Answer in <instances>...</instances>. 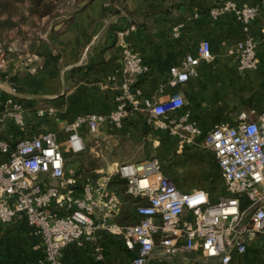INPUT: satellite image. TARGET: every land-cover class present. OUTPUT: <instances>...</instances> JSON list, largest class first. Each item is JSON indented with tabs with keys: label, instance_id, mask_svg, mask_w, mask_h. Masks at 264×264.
Here are the masks:
<instances>
[{
	"label": "crops",
	"instance_id": "crops-1",
	"mask_svg": "<svg viewBox=\"0 0 264 264\" xmlns=\"http://www.w3.org/2000/svg\"><path fill=\"white\" fill-rule=\"evenodd\" d=\"M222 1L76 0V6L65 13L33 17L32 22L5 30L3 43L18 37L14 35L18 30L23 46L41 55V61L37 72L29 74L13 71L16 58L12 57L2 87H16L24 124L3 117V137L14 146L22 137L50 131L63 141V126L77 115L111 111L125 77V48L146 67L135 76L140 97L162 102L174 91L168 83L170 67L180 66L185 55L195 54L206 40L213 58L201 61L196 74L179 85L183 98L179 108L153 117L129 107L121 128L105 122L95 134L81 126L85 149L78 155L65 153V171L71 176L82 172L98 176L113 173L123 162L156 158L180 191L201 189L211 202L226 195L214 152L203 145V137L185 142L157 125L159 120L186 115L205 133L215 122L235 125L241 112L251 120L264 111V0H234L238 6L256 7L249 29L256 67L250 70H240L231 52L244 36L239 14L231 10L210 15ZM4 96L0 92V110ZM96 238L104 246V260L95 261L88 246L70 244L61 253L62 264H123L131 259L118 237L99 230ZM39 243L24 218L0 223V264H47ZM187 257L188 261L154 257L147 264H213L199 251ZM228 264H264V236L251 239L246 252L233 253Z\"/></svg>",
	"mask_w": 264,
	"mask_h": 264
},
{
	"label": "built area",
	"instance_id": "built-area-1",
	"mask_svg": "<svg viewBox=\"0 0 264 264\" xmlns=\"http://www.w3.org/2000/svg\"><path fill=\"white\" fill-rule=\"evenodd\" d=\"M231 10L239 14L244 34L231 52L236 54L240 70L254 69L255 42L249 29L256 7L223 0L210 15ZM10 54L16 58L13 71L29 74L37 72L41 55L28 52L19 38L0 43V92L5 93L0 125L3 117H9L22 126L16 87H2L12 63ZM212 58L209 42H200L195 54H186L180 66L170 67L168 83L174 91L166 100L154 102L140 97L135 76L144 73L146 67L125 48V77L111 111L77 115L63 126V141L49 131L22 137L12 146L0 131V223L24 218L39 236L47 264H62L61 253L70 244L90 247L94 260L101 262L105 250L96 238L99 230L118 237L123 248L133 253L123 264H147L154 257L188 261L187 254L197 251L210 263L228 264L233 253H245L251 239L264 236V111L251 120L248 113L241 112L235 125L215 122L205 133L186 115L157 122L185 142L203 136V145L213 150L227 191L214 202L201 189L180 191L162 172L156 158L120 163L113 173L83 184L65 171V153L78 155L85 149L81 126L85 125L90 134L105 122L121 128L129 107L148 111L153 117L167 116L183 104L179 85L196 74L201 61ZM112 174L125 180L126 193L145 200L136 207L138 222L114 221L122 203L109 185Z\"/></svg>",
	"mask_w": 264,
	"mask_h": 264
},
{
	"label": "trees",
	"instance_id": "trees-1",
	"mask_svg": "<svg viewBox=\"0 0 264 264\" xmlns=\"http://www.w3.org/2000/svg\"><path fill=\"white\" fill-rule=\"evenodd\" d=\"M54 0H0V41L5 30L12 28L18 23H28L31 18H41L50 16L56 9ZM19 4V5H18ZM25 4L24 9H19ZM12 57L14 54H10ZM15 57V56H14ZM203 137V136H202ZM97 175H92L89 172H82L76 175V180L83 184L87 181H95ZM110 187L116 191L121 200V210L116 217L121 224H133L138 222L139 215L136 213L137 205L145 202L141 197H135L126 193V182L119 178L118 175L112 174L109 182ZM158 242V241H157ZM128 252V251H127ZM130 258L133 253L129 252Z\"/></svg>",
	"mask_w": 264,
	"mask_h": 264
},
{
	"label": "rangeland",
	"instance_id": "rangeland-1",
	"mask_svg": "<svg viewBox=\"0 0 264 264\" xmlns=\"http://www.w3.org/2000/svg\"><path fill=\"white\" fill-rule=\"evenodd\" d=\"M56 5V9L52 12V14L50 15V17H55L57 14H60L61 12L62 13H65L67 12L68 10H71L73 7L76 6V0H54L53 1ZM19 5V4H18ZM20 8L19 9H24L25 8V4L24 5H21L19 6ZM32 22V21H30ZM19 32L18 30L15 31L14 35L18 36L19 37ZM23 35V34H22ZM18 37H15L14 39H11L10 41L13 42L16 38ZM2 39H5L3 36H2ZM20 39V38H19ZM21 40V39H20ZM2 43H3V40H1ZM6 41V40H5ZM6 43V42H5ZM16 42H14L13 44L15 45ZM23 44V42H22ZM18 46V45H16ZM102 174L96 176V179L101 176Z\"/></svg>",
	"mask_w": 264,
	"mask_h": 264
}]
</instances>
